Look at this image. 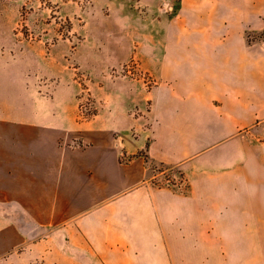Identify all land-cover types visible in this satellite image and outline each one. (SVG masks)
I'll use <instances>...</instances> for the list:
<instances>
[{
	"label": "crops",
	"instance_id": "crops-1",
	"mask_svg": "<svg viewBox=\"0 0 264 264\" xmlns=\"http://www.w3.org/2000/svg\"><path fill=\"white\" fill-rule=\"evenodd\" d=\"M180 11L118 65L152 86L91 79L83 122L73 73L41 74L46 93L0 56V258L264 264V0ZM173 172L181 185L155 183Z\"/></svg>",
	"mask_w": 264,
	"mask_h": 264
},
{
	"label": "rangeland",
	"instance_id": "rangeland-1",
	"mask_svg": "<svg viewBox=\"0 0 264 264\" xmlns=\"http://www.w3.org/2000/svg\"><path fill=\"white\" fill-rule=\"evenodd\" d=\"M186 1L193 0H0V56L6 60L13 56L15 66L37 76L39 90L44 86L46 93L55 82H41V74L73 73L79 86L77 117L83 122L98 110L88 90L91 79L97 83L102 76L110 81L134 78L145 87L152 86V78L139 69L133 58L118 65L139 44L141 36L152 33L154 26L165 32L164 21L181 18L184 12L180 8ZM259 37L260 32L248 35L249 40ZM3 61L0 58V65ZM248 143L260 146L257 139H248ZM155 183L181 185L182 178L173 172ZM22 251L17 248L0 261L43 264L29 262Z\"/></svg>",
	"mask_w": 264,
	"mask_h": 264
}]
</instances>
